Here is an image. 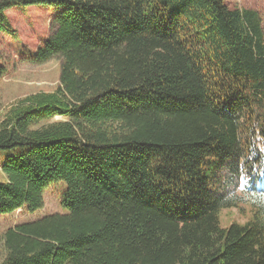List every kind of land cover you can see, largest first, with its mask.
Segmentation results:
<instances>
[{
  "label": "trees",
  "instance_id": "obj_1",
  "mask_svg": "<svg viewBox=\"0 0 264 264\" xmlns=\"http://www.w3.org/2000/svg\"><path fill=\"white\" fill-rule=\"evenodd\" d=\"M224 1L0 0L1 37L7 10L55 9L27 62L59 64L0 111V214L66 186L0 264H264V31Z\"/></svg>",
  "mask_w": 264,
  "mask_h": 264
},
{
  "label": "rangeland",
  "instance_id": "obj_2",
  "mask_svg": "<svg viewBox=\"0 0 264 264\" xmlns=\"http://www.w3.org/2000/svg\"><path fill=\"white\" fill-rule=\"evenodd\" d=\"M229 7L252 9L259 13L264 31V0H225ZM55 9L44 5L7 10L14 31V36L0 34V67L4 73L0 75V111L9 104L26 95L38 92H52L58 85L59 64L49 61L41 65L27 62L34 54L35 48L48 36L49 20ZM13 38V39H12ZM17 149L0 150V182L7 179L2 171V165L8 158L16 154ZM65 184L57 182L44 189L43 207L35 212L26 209L13 213L0 214V236L9 228L17 225L36 222L51 214L65 213L61 207L62 193ZM247 216L240 215L236 209L221 212V226L226 227L232 221L243 223ZM2 249L0 245V255ZM1 257V256H0Z\"/></svg>",
  "mask_w": 264,
  "mask_h": 264
}]
</instances>
